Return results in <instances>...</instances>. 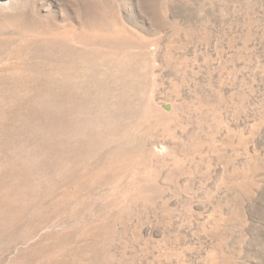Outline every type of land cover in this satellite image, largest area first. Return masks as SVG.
Listing matches in <instances>:
<instances>
[{
	"label": "rangeland",
	"instance_id": "374dc122",
	"mask_svg": "<svg viewBox=\"0 0 264 264\" xmlns=\"http://www.w3.org/2000/svg\"><path fill=\"white\" fill-rule=\"evenodd\" d=\"M0 264H264V0H0Z\"/></svg>",
	"mask_w": 264,
	"mask_h": 264
}]
</instances>
